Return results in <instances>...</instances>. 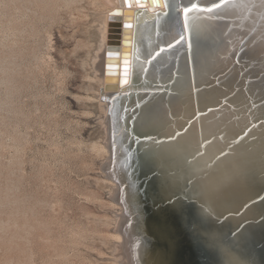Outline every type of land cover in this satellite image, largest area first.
I'll use <instances>...</instances> for the list:
<instances>
[{"label": "rangeland", "instance_id": "obj_1", "mask_svg": "<svg viewBox=\"0 0 264 264\" xmlns=\"http://www.w3.org/2000/svg\"><path fill=\"white\" fill-rule=\"evenodd\" d=\"M4 1L6 2L7 5L9 4L7 0H0V3L2 4V5H0V8L2 9V11L0 9V19L3 17L2 18L3 22H5V20L7 22V23L6 22L2 23V19L0 21V55H1V57L4 56V58L3 57L0 58V62H1L0 63V65H1L0 66V71H1V73H0V80H1L0 84H2V85H0V101H2V102H0V105H1L0 109L1 110L4 109L2 111L0 110V113H1L0 114V122L2 123V124L0 123L2 125V126L0 125V170H1L0 171V174H1L0 175V183H1L0 184V188H1L0 191L2 192V193L0 192V199H1L0 200V208L5 207L4 208L5 211H3V208H2L3 212L0 209V215H1L0 219L4 218V219H2V220H4L3 222L0 220V222H1L0 225L4 223L3 225L0 226V229L2 228L0 230V244H1L0 245V263H3L5 261L4 262L5 264H12V263L16 264V263H18L17 258H19V257H20L19 263H23V264H25V263L28 264L30 262H33V260H34L35 264H52V262H53V264H58L59 261H61L59 264H81V263L82 264H88V263L89 264H92V263L93 264H109V263L115 264V263H117L118 261L116 259V256L119 254V251L117 250V247H116L117 245H116V243H114L115 241L113 240V238L111 236L114 235V233H116V230H117V226H118V222H119V218H120L118 207H120V205H119V203H117V201L115 199V189H113V187L109 183L111 181L110 179H113L114 181H116V183L119 185L120 190L123 192V194L121 196V204L125 205V203H127V205L130 206V209L132 211V218H133L134 223H133V228L131 230L132 232L130 234L132 236H134V238L136 239L135 242H136V245L140 251L139 252L140 253V260H139V262H136L135 264H154L152 258L150 257V251H145V253H144L143 247H144L145 243H144L143 238L141 237V234L139 233V229L141 227H143L142 226L143 221L140 218V215L138 214V211L136 210L134 203L132 202L131 192H130L131 189L129 187V183L127 182V180L124 177V174H123L124 169L121 165L122 164L121 158H122V155L125 151V148L121 147V145L119 144V140L122 139V141L124 140L126 143L127 140H129L128 135H127L128 131L124 127L120 126L119 115L116 119V122L114 121V123H113V126H112L113 129L110 131L108 130L109 129L108 128V118L106 116H104V114H102L103 112L99 109V104H98V100H97L98 96H97V94L92 95L93 93H96L97 85L91 84L92 82H90L87 79L88 78L87 76H91V71H90V69H91L90 65L92 64L91 58L94 56V53H95L94 48H96L98 45L97 35L92 33L93 27H92L91 21L95 18L94 9H92L91 6H88L87 4H85L86 1L83 0V3H81V4L79 3V5H77L80 7L79 9L77 8V6H75L76 8L75 7L72 8L75 11V13H77L78 11L80 12L81 8H82V11L80 13L79 12L77 13L78 15L75 14L72 9L70 11L65 10L66 13H65L64 9H60L59 11L57 10V12L55 14V17H54L55 21H48L47 22V21H39L37 19V17L35 19V17L32 14L33 9H31V11H29V10L26 11V16H24L21 19V17L23 15H25L24 10L22 9V7H20L21 3H20V6L18 5L19 3H15L13 5L9 4L7 7V5L4 4L5 3ZM61 1H63V0H61ZM64 1H66V0H64ZM80 2H82V0ZM3 5H4V7H3ZM17 5H18L19 10L21 9V11L24 13H22V12L18 13L19 10L17 9ZM10 6L11 7L13 6V7L11 8ZM13 8H14V10H13ZM8 9H10L11 11ZM7 11H8V13H7ZM71 11H72V13H70ZM3 13L7 14V16L6 15L4 16ZM14 13H15V15H14ZM20 13H21V15H20ZM27 14H29V15H27ZM85 15H86V17H85ZM8 16H11V17H8ZM13 17H14V19H13ZM26 17H28V20ZM80 17H83V18L85 17V18L83 19ZM87 17L89 19H87ZM4 18H6V19H4ZM10 18L13 20H11ZM60 18H61V20H60ZM68 18H69V20H68ZM57 19L60 21L59 23H58ZM10 20L12 23L10 22ZM33 21L36 24H38V23H40V24L36 25ZM13 22H15V23H13ZM20 22H22V23H20ZM9 24L10 25L14 24V26L17 27V30H15V32L10 31L8 28L10 26ZM48 24H49V26H48ZM51 24H53V26ZM54 24L57 26H54ZM23 25H26V26H23ZM44 25H45V27H44ZM81 26H83V28H81ZM37 27L39 30H41L44 27L45 30L39 31L37 29ZM66 27H68V29ZM1 29H3V30H1ZM46 29L49 30L47 35H46V33H47ZM27 30H29V31L27 32ZM34 30H36V32L34 33L35 35H32ZM64 30H65V32H64ZM6 31L8 33H5ZM17 31H18V33H20V32L21 33L18 34ZM43 31H45V32H43ZM57 31H58V33H57ZM39 32H41L42 34ZM29 33H30V35H29ZM79 33H80V35H79ZM15 35L18 36V40L20 42L17 40V36H15ZM83 35H86V36H83ZM22 36H23V38H22ZM59 36H63V37L60 39ZM81 36H83V38ZM19 37H21V38H19ZM45 37H46V40H45ZM26 38L27 39L29 38V39L27 40ZM30 38H32V39H30ZM39 38L41 40H43L44 42L41 41ZM87 38L90 42L87 40ZM34 40H36V41H34ZM39 40H40V42H38ZM8 41H9V43H8ZM3 42H5V43H3ZM22 42L23 43L26 42L25 43L26 48L24 47V44H22ZM49 43H51V44H49ZM66 43H68V44H66ZM90 43H92V44H90ZM73 45L76 46V48ZM45 46H46V48L48 46L49 47L47 49H45ZM14 47H15V49H14ZM16 47L20 48V49L18 50ZM29 47L31 48V51L29 49L28 51H30V52L27 54V52H28L27 48H29ZM32 47L34 48V50H35V48L38 47L36 49L37 51L35 50V52H34ZM38 49H40V50H38ZM48 49H49V51H48ZM72 49H73V51H72ZM75 49H77V51ZM9 50H10V53H9ZM91 51H92V53H91ZM6 52H8V53H6ZM33 52L35 54H33ZM13 53L15 55H13ZM21 53L23 56L21 55ZM37 53H39V54H37ZM44 53H46L47 55ZM70 53L73 56H71ZM16 54H18V55H16ZM24 54H26L27 56L25 57ZM29 54H31V55L29 56ZM40 54H42V55H40ZM32 55L35 57L36 66L39 65L38 68L39 69L41 68L40 70L42 72H40V70L37 67H35L34 57H32ZM28 56L30 58H27ZM9 57H12L13 59L9 58ZM31 57L33 60L31 59ZM48 58H50V59H48ZM19 59L22 60V62L24 60V63L19 61ZM13 60H15V61H13ZM51 60H52V62H51ZM6 61H8V62H6ZM12 62L15 64H12ZM31 63H32V65H31ZM28 64H30V65H28ZM26 65H28V67ZM33 65H34V67H33ZM42 65H44V66H42ZM20 66H21V68H20ZM31 66H32V69H31ZM48 66H50V67H48ZM23 67H25V68H23ZM8 68H10V69H8ZM36 68H37V70H36ZM29 69H31V70H29ZM22 70H23V72H21ZM25 70H27V71L25 72ZM14 71H15V73H13ZM18 73H19V75H18ZM38 73H40V74L38 75ZM62 73H64V74H62ZM27 74H29L30 76ZM4 75H5L6 81L2 80V79H4ZM9 75H10V77H9ZM15 75H17V77ZM61 75L64 77V79ZM18 76H21V77L18 78ZM14 77H15V79H14ZM22 77H24V78H22ZM26 77H28V79H30V80L26 79ZM24 79H26V80H24ZM56 79H57V81H56ZM8 80H10V81H8ZM13 80H14V82H12ZM10 82H11V84H10ZM89 82H90V84H89ZM16 83H18V85ZM19 85L21 88L17 87ZM8 86L13 88L12 91L10 90L11 88H9ZM93 86H94V88H93ZM14 87L15 88L17 87L16 88L17 90ZM18 88H19V90H18ZM6 90L8 91V93ZM91 90H93V91H91ZM17 91H18V93L16 94L17 96H15V93ZM9 92L10 93L12 92V93L10 94ZM89 93H91V94L89 95ZM4 94H5V96L3 97L2 95H4ZM8 94L9 95L13 94L14 96L12 95V97L10 96V98L6 99L9 96ZM125 94L126 93L122 92L118 98L120 99L121 97L125 96ZM6 95H8V96H6ZM1 97H2V100H1ZM3 98H4V100H3ZM12 99H13V101H12ZM8 100H10V101H8ZM86 101H88V102H86ZM8 102H10L12 104L10 105ZM3 104L5 106L2 107ZM15 104H16V106H15ZM7 108H8V110H7ZM9 110H12V111H9ZM126 110H127V108H126ZM129 111H131V110L129 109ZM2 112L3 113L5 112V113L3 114ZM12 112L14 114L16 112L17 113L19 112L18 114L19 115L21 114V115L19 116L17 113H16L17 116L12 115L13 114ZM24 113H26V114L24 115ZM2 114H3V116H2ZM30 114H31V117H30ZM85 114H87V115L84 116ZM5 116H8V117H5ZM23 116H25V117H23ZM9 117H10V119H9ZM26 117L29 120H27V119L25 120ZM126 118L130 119V113H128V115H126ZM6 120H8V121H6ZM10 120H12V121L14 120L15 123L13 122L14 123L13 124L12 121H10ZM4 122L6 124H4ZM25 123H27V124H25ZM118 125H119V127H118ZM116 129H118V130L116 131ZM15 132H16V134H14ZM18 132H20L22 134V137L19 136L21 134ZM17 137H19V138L17 139ZM16 141H18V142L16 143ZM21 143L24 146L21 145ZM98 144H101V145L97 146ZM106 144H108V146L110 148L109 150H110V157L111 158H108L106 154L104 155V153L99 151V148L105 147ZM14 145H16V146L18 145V146L16 147ZM19 145H21V146L19 147ZM96 146L98 149L96 148ZM93 147H95V148H93ZM18 148H20V149L18 150ZM97 150H98V154L96 152ZM16 151H18L17 156H16ZM14 152H15V154H14ZM11 157H13V159ZM18 159L20 162H18ZM9 160H10V162H9ZM15 161L17 163H15ZM13 163L15 165H13ZM19 165H20V168H19ZM14 167L15 168L18 167V168H16L17 171H15ZM18 169H19V172H18ZM22 171H23V173H22ZM10 172L13 174L11 175ZM15 173H16V176L14 177L13 175H15ZM21 176L23 179L20 178ZM7 177H8V179H7ZM9 178H11V179H9ZM15 180H16V183H14ZM18 180L20 182V185L18 184L19 183ZM6 181L8 184H11V185H8L10 187L7 186ZM5 183H6V185H5ZM14 184H15V186H14ZM12 187L15 188L14 191H13ZM9 188H11V189H9ZM16 188L18 189V191ZM3 189H6V190H3ZM25 189H26V191H25ZM9 190H11V191H9ZM5 191H7L8 194H6ZM19 191L21 192V194ZM3 192H5V193H3ZM9 192L12 195H10ZM44 192H45V194H44ZM14 194H15V197H14ZM29 194H32V195H29ZM24 195H26V196H24ZM30 196L31 197L33 196L32 200H31ZM39 196L41 199L39 198ZM16 197L20 198V199L22 197V198H24L23 199L24 201L22 199L21 200L17 199ZM25 197H27V200L30 198L29 202L27 200H25L26 199ZM33 198H34V200H33ZM2 199H3V201H2ZM6 200H8V201H6ZM18 200H19V203H18ZM41 200H42V202L43 201L46 202L49 200L50 201L46 202V203L43 202V204H42ZM4 201H6V202H4ZM15 201H17V202H15ZM25 201L27 202V204L24 203ZM35 201L41 202V203L36 204ZM106 201H107V203H106ZM20 202H21V204H20ZM100 202H102V203H100ZM12 203H13V205H12ZM28 203H29V205H28ZM30 203H31V205H30ZM61 203H63V204H61ZM17 204H19L20 206L19 205L17 206ZM9 205H10V207H8ZM38 205H39V207H38ZM23 206H25V207H23ZM26 206L27 207L29 206L27 208V210H26ZM14 207L16 208V210L19 209L20 211L14 210L15 209ZM20 207H22V208L20 209ZM30 207L34 208V209L31 210ZM46 208H49V209H46ZM23 209H24V212L26 214L23 213ZM113 209H116V210L114 211ZM7 210H8V212H7ZM10 210H11V212H9ZM41 210L44 211V213L41 212ZM26 211H28V212H26ZM47 212L49 215L46 218ZM13 213H16V214H13ZM87 213H90V214H87ZM6 214H7V216H6ZM33 214H34V216H32ZM21 215H23L24 217ZM102 216H103V218H102ZM12 217H14V218H12ZM29 217L30 218L34 217V218L30 219ZM36 217L38 219H40L39 220L40 222L37 221L38 219ZM22 218H24V220ZM109 218H110V220H109ZM18 220H19V222H18ZM45 220H47V221H45ZM113 220H114V222H113ZM30 221H32V222L30 223ZM43 221L46 222V223H44L46 227L44 226ZM86 221H88V222H86ZM23 222H24V224H21ZM51 222H53V223H51ZM89 222H91V225ZM17 223H20V224H17ZM39 223L43 224V226L41 225L42 226L41 227L40 225H38ZM55 223L59 227H57ZM71 223H72V225H71ZM109 223H111V225ZM15 224H17V225H15ZM76 224L79 226L78 228H77V226L74 227ZM21 225H22V228L24 229L25 233L23 232ZM35 225H36V227H35ZM80 225L82 227H80ZM5 226H6V228H5ZM13 226H14V228H13ZM91 226L96 227V228H93ZM17 227H20V228H17ZM45 228L47 229V231ZM51 228L53 229V231ZM58 228L61 230V232H59L60 230H58ZM63 228H66V229L68 228L67 229L68 231L65 229L63 231ZM36 229L38 230V232H36L37 231ZM83 229H84V231H83ZM3 230H5V231H3ZM40 230L41 231L44 230V231L41 232ZM78 230H80V231H78ZM20 231L22 233H20ZM26 231L28 233H30V235H28V233ZM1 232H4V234H2V236H1ZM14 232L17 235V237L15 236V234L13 235ZM35 232H36V234H35ZM26 233L28 236L26 235ZM43 233H46V234L42 235ZM34 234L36 236H34ZM55 234H56V237H54ZM69 234H71V235H69ZM23 235H26L27 237L26 236L22 237ZM59 235L64 240L61 237H59ZM102 235L107 240L104 239ZM7 236H9V238H13V240L9 239ZM44 236H47L49 239L47 237H44ZM3 237H5V238H3ZM33 237H35V239H33ZM57 237H59V239L56 242ZM24 238H25V241L23 240ZM70 238L73 241H71ZM77 238H78L79 243L77 242ZM4 239H6V240H4ZM36 239H37V241H36ZM40 239H42V240H40ZM8 240H11V241L9 242ZM83 240H85V241L83 242ZM26 241L29 244H27ZM39 241H40V243H39ZM32 242H33V244H32ZM24 243L27 246L28 245L32 246L34 244L35 245L32 248L30 247L31 248V250H30L29 246L27 247ZM48 243H49V245H51L50 247H49ZM56 243L57 244L60 243V245H57ZM76 244H77V246H76ZM78 244L79 245L81 244V245L78 246ZM45 246H47L48 248ZM26 247L28 250L27 249L24 250ZM37 247H38V249H37ZM59 247H60V249H59ZM64 247H66L67 249ZM70 248L71 249L73 248L72 249L73 252L70 250ZM21 250H22V253L24 251H27L28 255L26 254V252H24L23 254L20 253ZM53 250H55V251L53 252ZM56 251L58 252V254L60 253V255L56 254L57 253ZM70 251L73 253V255ZM63 252H64V254H63ZM42 253H43V255H42ZM74 253H75V256H74ZM76 253H77V255H76ZM78 253L81 255H79ZM13 254H15V255H13ZM61 254H63L64 256L68 254L67 255L68 257L67 256L63 257V255H61ZM100 254H101V256H100ZM22 255H24V256H22ZM46 255H49L50 257L49 256L46 257ZM11 256L12 257L15 256V257L12 258ZM25 256H27V257H25ZM60 256H62V257H60ZM9 257H11V258H9ZM52 257H55V259H52ZM81 257H83V259ZM22 258L24 260H26V262L23 261ZM28 258H31L32 261ZM49 258H50V260H48ZM56 258H58V259H56ZM75 258H76V260H74ZM112 258H114V259H112ZM7 259L9 262L7 261ZM12 259H15V260H12ZM20 259H22V260H20ZM46 259H47V261H46ZM87 259H89V260H87ZM145 259L147 260V262ZM27 260L30 262H28ZM41 260H42V262H41ZM82 260H84V261H82ZM6 261L8 263H6ZM56 261H58V262H56ZM43 262H46V263H43ZM30 264H32V263H30Z\"/></svg>", "mask_w": 264, "mask_h": 264}, {"label": "bare ground", "instance_id": "obj_2", "mask_svg": "<svg viewBox=\"0 0 264 264\" xmlns=\"http://www.w3.org/2000/svg\"><path fill=\"white\" fill-rule=\"evenodd\" d=\"M8 3L10 5H13L15 3H19L18 5L21 6L22 9L25 12V15H23L21 17V19L26 16V11H31V9H33V16L37 17V19L39 21H55L54 17L55 14L57 12V10L59 11L60 9H64L65 10H71L73 7L79 5V3H83L80 2L81 0H66V1H61V0H7ZM88 6H91L92 9H94L95 11V18L91 21L92 23V33L97 35L98 38V45L95 49V53L94 56L91 58L92 59V64L91 66V76H87L86 78L92 82L91 84H96L97 85V90L96 93H93L92 95L97 94L98 96V104H99V109L103 112L102 114H104V116H106L108 118V130H112L113 129V123L114 121L116 122V119L119 115V122H122V125H125V121H126V115H128V112L126 110V108H129L128 105L130 104V101H132V99L136 100V104H140L142 103V101H140V97H142L145 93V90L148 89H152L153 86L155 85H159V86H164L165 88L174 91L172 96L167 95V97L165 98L164 102H163V110H162V114L159 115L158 117L154 118L151 122L150 125H152V128L154 131H163V132H168L169 129L171 128H175V127H183L186 124H189V127L187 129H189L187 131V135L186 136H178L175 139H172L173 141L170 140V142H166L164 141L163 143L159 144L160 148L159 150H162L163 153H165L167 156L169 155H174V154H179L181 153L183 150H185L186 148L183 146H186V143H188V141H190V145L193 147L194 145L196 146L197 144H199L200 142H205L209 139H213V141H207L205 144L207 145V148H216L217 150L220 149V152L223 153L224 151H230L229 155H225L226 157L223 156L222 160L217 159L216 160V164L215 167L221 168L223 171V173L220 174V176H218V179L216 178L215 180H213L210 183H207L204 185L203 187V198L204 200H208L209 199L213 202L211 204L212 209L214 208V210H220L223 208H226L228 210L234 209V207L236 208L237 205H234V200L235 196L237 197H241V201L242 203H244L243 199H245V201L250 197V195L254 194L256 192V190L262 186V183H264V161L262 159H264V138L261 136V134H257V133H253L252 131L249 130V128L247 130H243L242 128L244 126H247V124L245 122H241L240 124H237V120L234 119V117L231 116V120L227 119L229 114V111L233 110L234 105H241L242 102L245 103H251V101L253 100L252 97H254L255 95L260 94V89H256L253 87V83H250V80L252 81L253 78H257V79H263L264 78V0H253L255 1V6H253V10L252 12H256L255 13V18H253V16H244L242 15L243 12H248L249 9L248 7L250 6L249 4L252 3V0H230V2L218 9H214L211 12H205V11H190L189 15H191V21H190V26H191V31H192V35L195 37V44L196 47L194 49V52L191 55V60L189 62L188 65H186V68H178L175 71L174 75H170L167 77V79L165 78H154L152 77L151 73H149V71H147V67H148V61H149V48L151 47L150 43V36H151V27H150V23H147V21L152 18L155 14H165L168 8V4L166 3L165 0H161V5L157 6L153 0H139V3L137 2V0H85ZM180 5H185V4H193L195 3L197 6H199L198 8H207V7H211L212 3L211 0H180ZM252 1V2H251ZM5 2V1H4ZM6 4V2L4 3ZM8 4V5H9ZM0 5H2L0 3ZM7 5V4H6ZM7 5V7H8ZM17 5V9L19 10ZM142 5V6H141ZM202 6V7H200ZM4 7V5H3ZM11 7V6H10ZM13 7V6H12ZM11 7V8H12ZM76 8V7H75ZM77 8L79 9L80 7L77 6ZM1 9V8H0ZM4 9V8H3ZM203 9V8H202ZM10 10V9H8ZM14 10V8H13ZM12 10V11H13ZM73 10V9H72ZM77 10V9H76ZM2 11V9H1ZM11 11V10H10ZM9 11V12H10ZM17 11V10H16ZM74 11V10H73ZM82 11V8H81ZM80 11V12H81ZM22 12L21 9L18 11ZM22 12V13H24ZM63 12V11H62ZM68 12V11H67ZM77 12V11H76ZM79 12V11H78ZM77 12V13H78ZM79 12V13H80ZM84 12V11H83ZM90 12V11H89ZM92 12V11H91ZM8 13V11H7ZM13 13V12H12ZM28 13V12H27ZM66 13V11H65ZM69 13V12H68ZM72 13V11L70 12ZM75 13V11H74ZM75 13V14H77ZM181 14H183V11H180ZM2 14V13H1ZM82 14V13H81ZM88 14V13H87ZM254 14V13H253ZM3 15L7 16V14ZM2 15V16H3ZM15 15V13H14ZM13 15V16H14ZM17 15V14H16ZM21 15V13H20ZM29 15V14H27ZM58 15V14H57ZM68 15V14H67ZM78 15V14H77ZM80 15V14H79ZM83 15V14H82ZM19 16V15H18ZM81 16V15H80ZM238 16H242V21L239 22V18ZM258 16V17H257ZM11 17V16H8ZM20 17V16H19ZM32 17V16H31ZM86 17V15H85ZM84 17V18H85ZM3 18V17H2ZM1 18V19H2ZM18 18V17H17ZM28 20V17H26ZM83 18V17H80ZM79 18V19H80ZM83 18V19H84ZM238 18V19H236ZM258 19H260L257 22V26L256 29L257 31H255L252 36L250 35V37L248 36V38L246 40H240V35L247 31L248 27H251V25H253L255 23V21ZM0 19V21H1ZM6 19V18H4ZM11 19V18H10ZM14 19V17H13ZM11 19V20H13ZM54 19V20H53ZM59 19V18H58ZM57 19L58 23L60 22ZM67 19V18H66ZM87 19H89L87 17ZM241 19V17H240ZM9 20V19H8ZM7 20V21H8ZM10 20V22H11ZM19 20V19H18ZM24 20V19H23ZM32 20V19H31ZM61 20V18H60ZM69 20V18H68ZM181 20H182V24H183V29H184V16H181ZM26 21V20H25ZM30 21V20H29ZM36 21V20H35ZM76 21V20H75ZM6 22V20H5ZM3 22L2 19V23ZM18 22V21H17ZM24 22V21H23ZM34 22V21H33ZM86 22V21H85ZM7 23V22H6ZM9 23V22H8ZM12 23V22H11ZM15 23V22H13ZM22 23V22H20ZM26 23V22H25ZM24 23V24H25ZM28 23V22H27ZM35 23V22H34ZM57 23V22H56ZM79 23V22H78ZM81 23V22H80ZM84 23V22H83ZM17 24V23H16ZM15 24V25H16ZM29 24V23H28ZM36 24V23H35ZM40 24V23H38ZM36 24V25H38ZM125 24H131V28H126ZM3 25V24H2ZM10 25V24H9ZM22 25V24H21ZM53 26V24H51ZM59 25V24H58ZM69 25V24H68ZM81 25V24H80ZM7 26V25H6ZM26 26V25H23ZM32 26V25H31ZM41 26V25H40ZM47 26V25H46ZM49 26V24H48ZM54 26H57L54 24ZM5 27V26H4ZM3 27V28H4ZM34 27V26H33ZM45 27V25H44ZM44 27L41 30H45ZM51 27V26H50ZM49 27V28H50ZM59 27V26H58ZM61 27V26H60ZM10 31H14L17 30V27L14 26V24H11L9 27ZM68 29V27H66ZM76 28V27H75ZM81 28H83V26H81ZM80 28V29H81ZM5 29V28H4ZM24 29V28H23ZM28 29V28H27ZM31 29V28H30ZM38 29V27H37ZM57 29V28H56ZM3 30V29H1ZM39 30V29H38ZM37 30V31H38ZM39 30V31H41ZM52 30V29H51ZM63 30V29H62ZM66 30V29H65ZM64 30V32H65ZM71 30V29H70ZM75 30V29H74ZM73 30V31H74ZM9 31V32H10ZM23 31V30H22ZM29 30H27L28 32ZM48 34V29H46ZM67 31V30H66ZM83 31V30H82ZM85 31V30H84ZM36 32V30H34L32 35H35L34 33ZM45 32V31H43ZM72 32V31H71ZM185 32V30H184ZM5 33H8L7 31ZM11 33V32H10ZM18 33V31H17ZM21 33V32H20ZM18 33V34H20ZM41 33V32H39ZM38 33V34H39ZM58 33V31H57ZM61 33V32H60ZM67 33V32H66ZM82 33V32H81ZM87 33V32H86ZM17 34V35H18ZM42 34V33H41ZM50 34V33H49ZM83 34V33H82ZM85 34V33H84ZM15 35V36H17ZM23 35V34H22ZM30 35V33H29ZM58 35V34H57ZM73 35V34H72ZM80 35V33H79ZM150 35V36H149ZM165 35L164 40H167V33L163 34ZM9 36V35H8ZM14 36V37H15ZM19 36V35H18ZM18 36H17V40H18ZM37 36V35H36ZM40 36V35H39ZM52 36V35H51ZM86 36V35H83ZM83 36H81L83 38ZM6 37V36H5ZM4 37V38H5ZM28 37V36H27ZM31 37V36H30ZM34 37V36H33ZM32 37V38H33ZM50 37V36H49ZM48 37V38H49ZM60 39L63 36H59ZM66 37V36H65ZM186 37V36H185ZM12 38V37H11ZM21 38V37H19ZM23 38V36H22ZM30 38V39H32ZM70 38V37H69ZM74 38V37H73ZM89 38V37H88ZM87 38V40H88ZM13 39V38H12ZM16 39V38H15ZM25 39V38H24ZM27 39V38H26ZM29 39V38H28ZM27 39V40H28ZM37 39V38H36ZM40 39V38H39ZM64 39V38H63ZM5 40V39H4ZM16 40V41H17ZM38 40V39H37ZM41 40V39H40ZM40 40L38 42H40ZM46 40V37H45ZM48 40V39H47ZM65 40V39H64ZM70 40V39H69ZM68 40V41H69ZM138 40H140V43H143L144 46H147L146 48H141V49H137L136 45L138 44ZM6 41V40H5ZM12 41V40H11ZM15 41V42H16ZM19 41V40H18ZM23 41V40H22ZM26 41V40H25ZM31 41V40H30ZM36 41V40H34ZM43 41V40H41ZM50 41V40H49ZM61 41V40H60ZM89 41V40H88ZM14 42V41H13ZM20 42V41H19ZM44 42V41H43ZM63 42V41H62ZM90 42V41H89ZM5 43V42H3ZM9 43V41H8ZM25 43L26 42H22V44H24L25 47ZM29 43V42H28ZM48 43V42H47ZM64 43V42H63ZM31 44V43H30ZM37 44V43H36ZM39 44V43H38ZM46 44V43H45ZM51 44V43H49ZM68 44V43H66ZM92 44V43H90ZM94 44V43H93ZM33 45V44H32ZM18 46V45H17ZM20 46V45H19ZM22 46V45H21ZM35 46V45H34ZM50 46V45H49ZM48 46V47H49ZM74 46V45H73ZM79 46V45H78ZM13 47V46H12ZM11 47V48H12ZM39 47V46H38ZM37 47V48H38ZM47 47V48H48ZM76 48V46H74ZM133 47L136 48L135 50V54H133ZM17 48V47H16ZM26 48V47H25ZM33 48V47H32ZM35 48V50L37 49ZM45 46V49H47ZM79 48V47H78ZM84 48V47H83ZM9 49V48H8ZM13 49V48H12ZM11 49V50H12ZM15 49V47H14ZM18 50L20 48H17ZM16 49V50H17ZM31 48H27V51ZM2 50V49H1ZM24 50V49H23ZM34 50V48H33ZM34 50V52H35ZM40 50V49H38ZM77 51V49H75ZM74 50V51H75ZM4 51V50H3ZM6 51V50H5ZM14 51V50H13ZM12 51V52H13ZM26 51V50H25ZM28 51L27 54L30 52ZM37 51V50H36ZM43 51V50H42ZM47 51V50H46ZM49 51V49H48ZM47 51V52H48ZM52 51V50H51ZM66 51V50H65ZM71 51V50H70ZM69 51V52H70ZM73 51V49H72ZM113 52L114 55L112 57L109 56V52ZM2 52V51H1ZM33 52V54H35ZM67 52V51H66ZM4 53V52H3ZM8 53V52H6ZM10 53V50H9ZM17 53V52H16ZM42 53V52H41ZM49 53V52H48ZM92 53V51H91ZM121 53H124L121 56ZM19 54V53H18ZM16 54V55H18ZM39 54V53H37ZM46 54V53H44ZM50 54V53H49ZM90 54V53H89ZM88 54V55H89ZM134 56H133V55ZM6 55V54H5ZM9 55V54H8ZM13 55H15L13 53ZM22 55V53H21ZM31 54H29L30 56ZM42 55V54H40ZM47 55V54H46ZM67 55V54H66ZM71 55V53H70ZM12 56V55H11ZM23 56V55H22ZM24 56L26 57L27 55L24 54ZM27 58H30V57ZM36 56V55H35ZM49 56V55H48ZM73 56V55H71ZM262 56V60L263 61H259L260 57ZM4 58V56H2ZM0 55V58H2ZM16 57V56H15ZM14 57V58H15ZM32 57H34L32 55ZM31 57V59H32ZM47 57V56H46ZM50 57V56H49ZM12 58V57H9ZM19 58V57H18ZM17 58V59H18ZM22 58V57H21ZM66 58V57H65ZM68 58V57H67ZM70 58V57H69ZM7 59V58H6ZM13 59V58H12ZM24 59V58H23ZM26 59V58H25ZM50 59V58H48ZM3 60V59H2ZM8 60V59H7ZM10 60V59H9ZM33 60V59H32ZM39 60V59H38ZM45 60V59H44ZM125 60H127V64H125ZM15 61V60H13ZM18 61V60H17ZM19 61L22 62V60L19 59ZM37 61V60H36ZM91 61V60H90ZM8 62V61H6ZM5 62V63H6ZM20 62V63H21ZM29 62V61H28ZM27 62V63H28ZM31 62V61H30ZM41 62V61H40ZM52 62V60H51ZM234 62V63H232ZM1 63V62H0ZM3 63V62H2ZM10 63V62H9ZM8 63V64H9ZM24 63V60L23 62ZM26 63V64H27ZM34 63H35V57H34ZM44 63V62H43ZM42 63V64H43ZM47 63V62H46ZM7 64V63H6ZM5 64V65H6ZM12 64H15L12 62ZM17 64V63H16ZM19 64V63H18ZM45 64V63H44ZM90 64V63H89ZM30 65V64H28ZM28 65H26L28 67ZM32 65V63H31ZM1 66V65H0ZM8 66V65H7ZM12 66V65H11ZM10 66V67H11ZM18 66V65H17ZM22 66V65H21ZM20 66V68H21ZM39 66V65H38ZM38 66H36L35 63V67L38 68ZM44 66V65H42ZM6 67V66H5ZM9 67V66H8ZM34 67V65H33ZM50 67V66H48ZM25 68V67H23ZM36 68V70H37ZM6 69V68H5ZM10 69V68H8ZM13 69V68H12ZM16 69V68H15ZM14 69V70H15ZM32 69V66H31ZM29 69V70H31ZM39 69V68H38ZM41 69V68H40ZM39 69V70H40ZM47 69V68H46ZM17 70V69H16ZM21 70V69H20ZM35 70V71H36ZM128 72H127V71ZM6 71V70H5ZM27 70H25L26 72ZM65 71V70H64ZM87 71V70H86ZM89 71V72H90ZM18 72V71H17ZM23 72V70L21 71ZM24 72V73H25ZM38 72V71H37ZM40 72H42L40 70ZM1 73V71H0ZM8 73V72H7ZM15 73V71L13 72ZM12 73V74H13ZM20 73V72H19ZM18 73V75H19ZM126 73L128 76H126ZM40 73H38L39 75ZM64 74V73H62ZM67 74V73H66ZM90 74V73H89ZM29 75V74H27ZM14 76V75H13ZM17 77V75H15ZM30 76V75H29ZM62 76V75H61ZM68 76V75H67ZM86 76V75H85ZM84 76V77H85ZM8 77V76H7ZM10 77V75H9ZM21 76H18V78ZM34 77V76H33ZM57 77V76H56ZM60 77V76H59ZM63 77V76H62ZM24 78V77H22ZM36 78V77H35ZM66 78V77H65ZM2 79V78H1ZM7 79V78H6ZM13 79V78H12ZM15 79V77H14ZM26 79H28V77H26ZM24 79V80H26ZM64 79V77H63ZM62 79V80H63ZM67 79V78H66ZM65 79V80H66ZM86 79V80H87ZM127 79V83H122L123 80ZM5 80V75H4V79ZM30 80V79H28ZM36 80V79H35ZM87 80V81H88ZM1 81V80H0ZM6 81V80H5ZM10 81V80H8ZM57 81V79H56ZM14 82V80L12 81ZM19 82V81H18ZM89 82V84H90ZM238 82H242L244 83V86L240 89L236 88V84ZM2 83V82H1ZM5 83V82H4ZM3 83V84H4ZM7 83V82H6ZM24 83V82H23ZM184 83V85H183ZM11 84V82H10ZM18 85V83H16ZM15 84V85H16ZM88 84V85H89ZM205 84H208V88H205ZM2 85V84H0ZM7 85V84H6ZM21 85V84H20ZM17 86V87H20ZM87 85V86H88ZM11 86V85H10ZM3 87V86H2ZM1 87V88H2ZM9 87V86H8ZM13 87V86H12ZM16 87V88H17ZM11 88V87H9ZM15 88V87H14ZM15 88V89H16ZM21 88V87H20ZM94 88V86H93ZM13 88H11L10 90L12 91ZM14 89V90H15ZM92 89V88H91ZM17 90V89H16ZM19 90V88H18ZM251 91L252 93H254V96H250L247 94V91ZM4 91V90H3ZM7 91V90H6ZM93 91V90H91ZM230 91V92H229ZM95 92V91H94ZM124 92L126 93L125 96L121 97L120 99L118 98L119 95ZM8 93V91H7ZM10 93V92H9ZM12 93V92H11ZM10 93V94H11ZM18 93V91L15 93V96H17L16 94ZM6 94V93H5ZM2 95L3 97L5 96ZM91 93H89L90 95ZM9 95V94H8ZM6 95V96H8ZM13 95V94H12ZM12 95H9L6 99L10 98V96L12 97ZM148 95H153V93H148ZM14 96V95H13ZM50 96V95H49ZM228 96V97H226ZM230 96V97H229ZM15 98V97H14ZM87 98V97H86ZM90 98V97H89ZM91 99V98H90ZM2 100V97H1ZM4 100V98H3ZM11 100V99H10ZM8 100V101H10ZM85 100V99H84ZM95 100V99H94ZM93 100V101H94ZM227 100V101H225ZM233 101V106L231 104H228V102ZM6 101V100H5ZM13 101V99H12ZM11 101V102H12ZM242 101V102H241ZM2 102V101H0ZM88 102V101H86ZM4 103V102H3ZM10 105L12 103L8 102ZM7 103V104H8ZM14 103V102H13ZM217 103H220L222 105V107H218V108H214L215 105ZM88 104V103H87ZM1 106V105H0ZM5 106L4 104L2 105V107ZM14 106V105H13ZM16 106V104H15ZM14 106V107H15ZM9 107V106H8ZM5 108V107H4ZM16 108V107H15ZM12 109V108H11ZM1 110V109H0ZM4 110V109H2ZM1 110V111H2ZM8 110V108H7ZM12 111V110H9ZM120 111V112H119ZM198 111H203L204 114L202 115H198ZM6 112V111H5ZM4 112V113H5ZM8 112V111H7ZM3 113V112H2ZM3 113V114H4ZM11 113V112H10ZM13 113V112H12ZM17 113V112H16ZM16 113L12 114V115H16ZM19 113V112H18ZM17 113V114H18ZM22 113V112H21ZM87 113V112H86ZM101 113V112H100ZM119 113V114H118ZM1 114V113H0ZM2 114V116H3ZM26 113H24L25 115ZM8 115V114H7ZM19 115V114H18ZM21 115V114H20ZM19 115V116H20ZM23 115V114H22ZM87 114H85L84 116H86ZM89 115V114H88ZM17 116V115H16ZM197 116V117H196ZM234 116V115H233ZM8 117V116H5ZM25 117V116H23ZM31 117V114H30ZM230 117V116H229ZM29 118V117H28ZM5 119V118H4ZM10 119V117H9ZM8 119V120H9ZM20 119V118H19ZM27 119V117L25 118V120ZM3 120V119H2ZM6 120V121H8ZM18 120V119H17ZM16 120V121H17ZM24 120V119H23ZM22 120V121H23ZM29 120V119H27ZM236 120V121H235ZM12 121V120H10ZM14 122V120L12 121V123ZM1 123V122H0ZM15 123V122H14ZM13 123V124H14ZM18 123V122H17ZM2 124V123H1ZM0 124V125H1ZM4 124H6L4 122ZM27 124V123H25ZM17 125V124H16ZM15 125V126H16ZM2 126V125H1ZM4 126V125H3ZM18 126V125H17ZM122 127V126H121ZM125 127V126H124ZM3 128V127H2ZM5 128V127H4ZM159 128V130H158ZM20 133V132H18ZM16 134V132L14 133ZM13 134V135H14ZM21 134V133H20ZM22 137V134L19 135ZM20 137V138H21ZM19 137H17L18 139ZM23 139V138H22ZM25 139V138H24ZM18 141H16L17 143ZM199 142V143H198ZM95 144V143H94ZM97 144V143H96ZM21 145H23L21 143ZM19 145V147L21 146ZM101 144H98L97 146H99ZM188 145V144H187ZM211 145V147H210ZM16 146V145H14ZM18 146V145H17ZM16 146V147H17ZM24 146V145H23ZM26 146V145H25ZM96 146V148H97ZM203 145H201L200 147L202 148ZM79 147V146H78ZM204 147V146H203ZM205 147V148H206ZM15 148V147H14ZM22 148V147H21ZM95 148V147H93ZM16 149V148H15ZM20 148H18L19 150ZM98 149V148H97ZM109 146L108 144H106L105 147H100L99 151H101L102 153H104V155L106 154L108 158L110 157V150H109ZM94 150V149H93ZM15 151V150H14ZM98 154V150L96 151ZM225 152V153H226ZM18 151H16V156H17ZM15 154V152H14ZM101 154V153H100ZM22 155V154H21ZM14 156V155H13ZM22 157V156H21ZM13 159V157H11ZM18 158V157H17ZM16 158V159H17ZM20 158V157H19ZM11 160V159H10ZM9 160V162H10ZM12 161V160H11ZM22 161V160H21ZM18 162L19 159H18ZM15 163H17L15 161ZM24 163V162H23ZM240 163V168L244 169L239 171L238 174H235L234 177H232V181L229 178H226L227 175H225V172L228 174L229 173V169L233 166V164H237ZM7 164V163H6ZM2 165V164H1ZM4 165V164H3ZM10 165V164H9ZM13 165H15L13 163ZM21 165V164H20ZM19 165V168H20ZM122 165V164H121ZM23 166V165H22ZM5 167V166H4ZM123 167V166H122ZM15 168V167H14ZM18 168V167H16ZM15 168V171H17ZM13 169V168H12ZM14 170V169H13ZM12 170V171H13ZM240 170V169H239ZM1 171V170H0ZM7 172V171H6ZM19 172V169H18ZM11 173V172H10ZM23 173V171H22ZM3 174V173H2ZM13 173H11L12 175ZM1 175V174H0ZM10 175V176H11ZM14 177L16 176L13 175ZM23 176V175H22ZM22 176L20 178H22ZM3 178V177H2ZM1 178V179H2ZM224 178V179H223ZM251 178V182L249 181V179ZM8 179V177H7ZM11 179V178H9ZM13 179V178H12ZM16 179V178H15ZM18 179V178H17ZM23 179V178H22ZM126 179V178H125ZM223 179V180H222ZM111 181L109 182L111 184V186L113 187V189H115V199L117 201V203H119L120 207L119 208V222H118V226H117V230L116 233H114V235H112L111 237L113 238V240L115 241L114 243H116V247L117 250L119 251V254L116 256L117 259V263L115 264H135L136 262H139L140 260V251L139 248L136 245V239L134 238V236H132L130 233L132 232V228H133V218H132V211L130 209V206L127 205V203H125V205L121 204V196L123 194V192L120 190L119 185L116 183V181H114L113 179H110ZM22 181V180H21ZM107 181V180H106ZM14 182V181H13ZM19 182V180H18ZM7 183V181H6ZM5 183V185H6ZM10 183V182H9ZM16 183V180L15 182ZM105 183V182H104ZM218 183V184H216ZM1 184V183H0ZM20 185V182L18 183ZM11 185L7 183V186ZM6 186V187H7ZM15 186V184H14ZM5 187V188H6ZM10 187V186H8ZM13 188V187H12ZM11 189V188H9ZM15 188H13L14 191ZM17 189V188H16ZM1 190V188H0ZM6 190V189H3ZM227 190H229V192H226ZM11 191V190H9ZM18 191V189H17ZM16 191V192H17ZM21 191V190H20ZM19 191V192H20ZM26 191V189H25ZM240 191V196L237 195L238 192ZM1 192V191H0ZM6 194L7 191H5ZM3 192V193H5ZM58 192V191H57ZM114 192V191H113ZM2 193V192H1ZM10 193V192H9ZM13 193V192H12ZM18 193V192H17ZM24 193V192H23ZM21 194V192H20ZM39 194V193H38ZM45 194V192H44ZM47 194V193H46ZM2 195V194H1ZM5 195V194H4ZM10 195H12L10 193ZM17 195V194H16ZM32 195V194H29ZM249 197H248V196ZM18 196V195H17ZM22 196V195H21ZM26 196V195H24ZM42 196V195H41ZM45 196V195H44ZM50 196V195H49ZM55 196V195H54ZM88 196V195H87ZM90 196V195H89ZM244 196V197H243ZM9 197V196H8ZM15 197V194H14ZM13 197V198H14ZM20 197V196H19ZM29 197V196H28ZM31 197V196H30ZM33 197V196H32ZM31 197V200H32ZM48 197V196H47ZM10 198V197H9ZM17 198V197H16ZM27 200V197H25ZM40 198V196H39ZM38 198V199H39ZM90 198V197H89ZM11 199V198H10ZM20 199V198H17ZM16 199V200H17ZM21 199L23 200L24 198L21 197ZM20 199V200H21ZM41 199V198H40ZM50 199V198H49ZM99 199V198H98ZM1 200V199H0ZM15 200V199H14ZM30 198L27 200L29 202ZM34 200V198H33ZM3 201V199H2ZM8 201V200H6ZM4 201V202H6ZM12 201V200H11ZM24 201V200H23ZM37 201V200H36ZM35 201V202H36ZM39 201V200H38ZM50 201V200H49ZM46 201V202H49ZM52 201V200H51ZM92 201V200H91ZM94 201V200H93ZM102 201V200H101ZM215 201H217L219 204L218 206L215 205ZM13 202V201H12ZM17 202V201H15ZM22 202V201H21ZM20 202V204H21ZM42 202V200H41ZM41 202H36V204H40ZM45 202V201H43ZM42 202V204H43ZM45 202V203H46ZM11 203V202H10ZM14 203V202H13ZM12 203V205H13ZM19 203V200H18ZM25 204H27V202H24ZM64 203V202H63ZM61 203V204H63ZM102 203V202H100ZM107 203V201H106ZM7 204V203H6ZM5 204V205H6ZM16 204V203H15ZM23 204V203H22ZM34 204V203H33ZM48 204V203H47ZM65 204V203H64ZM11 205V206H12ZM19 204H17L18 206ZM24 205V204H23ZM29 205V203H28ZM31 205V203H30ZM50 205V204H49ZM102 205V204H101ZM111 205V204H110ZM240 205V204H239ZM7 206V205H6ZM20 206V205H19ZM36 206V205H35ZM42 206V205H41ZM40 206V207H41ZM10 207V205L8 206ZM7 207V208H8ZM16 207V206H15ZM14 207V208H15ZM25 207V206H23ZM29 207V206H28ZM26 206V210L28 208ZM33 207V206H32ZM37 207V206H36ZM39 207V205H38ZM3 208V207H2ZM2 208L1 211H2ZM5 208V207H4ZM3 208V211H5V209ZM12 208V207H11ZM10 208V209H11ZM17 208V207H16ZM16 208L14 210H16ZM22 207H20L21 209ZM31 208V207H30ZM66 208V207H65ZM115 208V207H114ZM25 209V208H24ZM23 209V213L24 212ZM34 208H31V210ZM45 209V208H44ZM49 209V208H46ZM9 210V209H8ZM7 210V212H8ZM19 210V209H17ZM16 210V211H17ZM30 210V211H31ZM114 211L116 209H113ZM2 211V212H3ZM20 211V210H19ZM22 211V210H21ZM29 211V210H28ZM26 211V212H28ZM36 211V210H35ZM6 212V213H7ZM11 212V210L9 211ZM14 212V211H13ZM41 212L44 213V211L41 210ZM87 212V211H86ZM218 212V211H215ZM5 213V212H4ZM18 213V212H17ZM40 213V212H39ZM9 214V213H8ZM16 214V213H13ZM12 214V215H13ZM22 214V213H21ZM26 214V213H25ZM24 214V215H25ZM42 214V213H41ZM90 214V213H87ZM4 215V214H3ZM28 215V214H27ZM48 212L46 214V218L48 216ZM1 216V215H0ZM5 216V215H4ZM7 216V214H6ZM14 216V215H13ZM23 216V215H21ZM34 216V214L32 215ZM31 216V217H32ZM39 216V215H38ZM88 216V215H87ZM24 217V216H23ZM51 217V216H50ZM49 217V218H50ZM95 217V216H94ZM108 217V216H107ZM106 217V218H107ZM7 218V217H6ZM14 218V217H12ZM16 218V217H15ZM19 218V217H18ZM30 218V217H29ZM34 218V217H33ZM30 218V219H33ZM37 218V217H36ZM35 218V219H36ZM103 218V216H102ZM116 218V217H115ZM4 219V218H2ZM0 219L2 222L4 220ZM10 219V218H9ZM17 219V218H16ZM24 220V218H22ZM28 219V218H27ZM38 219V218H37ZM36 219V220H37ZM67 219V218H66ZM65 219V220H66ZM105 219V218H104ZM108 219V218H107ZM106 219V220H107ZM15 220V219H14ZM22 220V221H23ZM40 219H38L37 221H39ZM44 220V219H43ZM50 220V219H49ZM48 220V221H49ZM110 220V218H109ZM237 220V219H235ZM28 221V220H27ZM35 221V220H34ZM47 221V220H45ZM52 221V220H51ZM55 221V220H54ZM63 221V220H62ZM108 221V220H107ZM19 222V220H18ZM29 222V221H28ZM32 221H30L31 223ZM40 222V221H39ZM88 222V221H86ZM111 222V221H110ZM114 222V220H113ZM1 223V222H0ZM9 223V222H8ZM12 223V222H11ZM35 223V222H34ZM46 223L43 221V224ZM53 223V222H51ZM69 223V222H68ZM91 225V222H89ZM4 224V223H3ZM1 224V225H3ZM20 224V223H17ZM15 224V225H17ZM21 224H24L21 223ZM29 224V223H28ZM27 224V225H28ZM43 224L39 223L38 225H42ZM56 224V223H55ZM60 224V223H59ZM62 224V223H61ZM70 224V223H69ZM75 224V223H74ZM78 224V223H77ZM75 225L74 227L77 226V228L79 227L78 225ZM86 224V223H85ZM111 225V223H109ZM0 225V226H1ZM12 225V224H11ZM31 225V224H30ZM49 225V224H48ZM54 225V224H53ZM68 225V224H67ZM72 225V223H71ZM70 225V226H71ZM89 225V224H88ZM234 225V224H233ZM233 225H229L230 227ZM9 226V225H8ZM7 226V227H8ZM41 226V227H42ZM45 226V224H44ZM55 226V225H54ZM57 226V224H56ZM55 226V227H56ZM62 226V225H61ZM69 226V227H70ZM84 226V225H83ZM87 226V225H86ZM108 226V225H107ZM143 226V225H142ZM3 227V226H2ZM34 227V226H33ZM36 227V225H35ZM46 227V226H45ZM59 227V226H57ZM56 227V228H57ZM80 227H82L80 225ZM85 227V226H84ZM88 227V226H87ZM90 227V226H89ZM93 227V226H91ZM221 227V225H220ZM6 228V226H5ZM14 228V226H13ZM20 228V227H17ZM22 228V225H21ZM27 228V227H26ZM40 228V227H39ZM71 228V227H70ZM96 228V227H93ZM110 228V227H109ZM2 229V228H1ZM0 229V230H1ZM46 229V228H45ZM52 229V228H51ZM50 229V230H51ZM67 230L66 228H63V231ZM72 229V228H71ZM89 229V228H88ZM23 232L25 233L24 229L22 228ZM37 230V229H36ZM58 230H60L58 228ZM82 230V229H81ZM93 230V229H92ZM99 230V229H98ZM103 230V229H102ZM5 231V230H3ZM41 231V230H40ZM44 231V230H42ZM41 231V232H42ZM47 231V229H46ZM53 231V229H52ZM56 231V230H55ZM68 231V230H67ZM80 231V230H78ZM84 231V229H83ZM87 231V230H86ZM216 234H219V229L212 231L215 232ZM27 232V231H26ZM34 232V231H33ZM38 232V230L36 231ZM35 232V234H36ZM51 232V231H50ZM61 232V230L59 231ZM70 232V231H69ZM9 233V232H8ZM20 233H22L20 231ZM28 233V232H27ZM26 233V235H27ZM57 233V232H56ZM64 233V232H63ZM81 233V232H80ZM86 233V232H85ZM84 233V234H85ZM88 233V232H87ZM90 233V232H89ZM101 233V232H100ZM129 233V234H128ZM139 233L141 234V237L144 240V253L145 251H150L147 243H146V237H145V230H144V226L141 227L139 229ZM2 234H4V232H1V236ZM11 234V233H10ZM15 234V232L13 233V235ZM19 234V233H18ZM33 234V233H32ZM34 234V236H36ZM46 233H43L42 235H44ZM54 234V233H53ZM66 234V233H65ZM95 234V233H94ZM107 234V233H106ZM111 234V233H110ZM238 234V232H237ZM6 235V234H5ZM21 235V234H20ZM23 235L22 237L26 236ZM28 235H30V233H28ZM27 235V236H28ZM51 235V234H50ZM71 235V234H69ZM92 235V234H91ZM4 236V235H3ZM15 236L17 237V235L15 234ZM26 236V237H27ZM33 236V235H32ZM49 236V235H48ZM85 236V235H84ZM99 236V235H98ZM103 236V235H102ZM106 236V235H105ZM9 238V236H7ZM14 237V236H13ZM15 237V238H16ZM41 237V236H40ZM47 237V236H44ZM53 237V236H52ZM54 237H56V234L54 235ZM59 237H61L59 235ZM59 237H57L56 242L58 241ZM64 237V236H63ZM68 237V236H67ZM100 237V236H99ZM110 237V238H111ZM242 237H245V232H240L237 235V238L241 239ZM5 238V237H3ZM31 238V237H30ZM48 238V237H47ZM62 238V237H61ZM82 238V237H81ZM101 238V237H100ZM104 238V236H103ZM109 238V239H110ZM12 239L13 238H9ZM20 239V238H19ZM18 239V240H19ZM33 239H35V237H33ZM44 239V238H43ZM49 239V238H48ZM52 239V238H51ZM56 239V238H55ZM63 239V238H62ZM85 239V238H84ZM106 239V238H104ZM6 240V239H4ZM17 240V241H18ZM25 241V238L23 239ZM42 240V239H40ZM64 240V239H63ZM62 240V241H63ZM71 240V238H70ZM107 240V239H106ZM111 240V239H110ZM3 241V240H2ZM9 242L11 240H8ZM29 241V240H28ZM35 241V240H34ZM37 241V239H36ZM48 241V240H47ZM67 241V240H66ZM73 241V240H71ZM75 241V240H74ZM85 240H83L84 242ZM109 241V240H108ZM6 242V241H5ZM27 242V241H26ZM45 242V241H44ZM50 242V241H49ZM77 242H78V238H77ZM112 242V241H111ZM8 243V242H7ZM6 243V244H7ZM31 243V242H30ZM35 243V242H34ZM40 243V241H39ZM38 243V244H39ZM61 243V242H60ZM57 244V245H60ZM63 243V242H62ZM65 243V242H64ZM70 243V242H69ZM79 243V242H78ZM82 243V242H81ZM11 244V243H10ZM25 244V243H24ZM27 244H29L27 242ZM33 244V242H32ZM37 244V243H36ZM55 244V245H56ZM68 244V243H67ZM73 244V243H72ZM84 244V243H83ZM1 245V244H0ZM26 245V244H25ZM35 245V244H34ZM29 246V248L33 247ZM42 245V244H41ZM49 245V243H48ZM81 245V244H80ZM78 244V246H80ZM27 246V245H26ZM27 246V247H28ZM43 246V245H42ZM51 245H49L50 247ZM75 246V245H74ZM77 246V244H76ZM27 247L24 249L26 250ZM47 247V246H45ZM57 247V246H56ZM68 247V246H67ZM30 248V250H31ZM48 248V247H47ZM46 248V249H47ZM53 248V247H52ZM66 248V247H64ZM74 248V247H73ZM72 248V249H73ZM79 248V247H78ZM15 249V248H14ZM23 249V248H22ZM35 249V248H34ZM38 249V247H37ZM56 249V248H55ZM60 249V247H59ZM67 249V248H66ZM72 249L70 248V250L72 251ZM97 249V248H96ZM20 250V249H19ZM28 250V249H27ZM33 250V249H32ZM40 250V249H39ZM51 250V249H50ZM64 250V249H63ZM112 250V249H111ZM36 251V250H35ZM55 250H53L54 252ZM62 251V250H61ZM67 251V250H66ZM65 251V252H66ZM69 251V250H68ZM70 251V252H71ZM97 251V250H96ZM10 252V251H9ZM13 252V251H12ZM15 252V251H14ZM26 254L28 253L27 251ZM23 252V253H24ZM42 252V251H41ZM49 252V251H48ZM52 252V253H53ZM57 252V251H56ZM73 252V251H72ZM71 252V253H72ZM113 252V251H112ZM22 253V250L21 252ZM22 253V254H23ZM50 253V252H49ZM48 253V254H49ZM67 253V252H66ZM80 253V252H79ZM78 253V254H79ZM98 253V252H97ZM100 253V252H99ZM5 254V253H4ZM8 254V253H7ZM46 254V253H45ZM44 254V255H45ZM58 254V252L56 253ZM64 254V252H63ZM61 254V255H63ZM113 254V253H112ZM11 255V254H10ZM15 255V254H13ZM19 255V254H18ZM17 255V256H18ZM25 255V254H24ZM22 255V256H24ZM28 255V254H27ZM41 255V254H40ZM43 255V253H42ZM50 255V254H49ZM49 255H46L49 256ZM60 255V253L58 254ZM68 255V254H67ZM67 255H63V257H66ZM73 255V253H72ZM71 255V256H72ZM77 255V253H76ZM81 255V254H79ZM78 255V256H79ZM104 255V254H103ZM107 255V254H106ZM114 255V254H113ZM6 256V255H5ZM4 256V257H5ZM36 256V255H35ZM51 256V255H50ZM49 256V257H50ZM75 256V253H74ZM101 256V254H100ZM108 256V255H107ZM12 257V256H11ZM9 257V258H11ZM15 257V256H14ZM12 257V258H14ZM27 257V256H25ZM24 257V258H25ZM40 257V256H39ZM58 257V256H57ZM62 257V256H60ZM68 257V256H67ZM80 257V256H79ZM110 257V256H109ZM113 257V256H112ZM20 258V257H19ZM19 258L18 259V263L16 264H23V263H19ZM83 259V257H81ZM108 258V257H107ZM23 259V258H22ZM20 259V260H22ZM31 260V258H28ZM41 259V258H40ZM52 259H55V257H52ZM58 259V258H56ZM64 259V258H63ZM68 259V258H67ZM66 259V260H67ZM86 259V258H85ZM114 259V258H112ZM15 260V259H12ZM38 260V259H37ZM36 260V261H37ZM50 260V258L48 259ZM76 260V258L74 259ZM80 260V259H79ZM89 260V259H87ZM108 260V259H107ZM146 260V259H145ZM2 261V260H1ZM8 261V259H7ZM6 261V263H8ZM23 261L26 262V260L23 259ZM22 261V262H23ZM28 261V260H27ZM32 261V260H31ZM35 261V262H36ZM47 261V259H46ZM59 261V260H58ZM56 261V262H58ZM84 261V260H82ZM5 262V261H4ZM3 262V263H4ZM11 262V261H10ZM13 262V261H12ZM24 262V263H25ZM30 262V261H28ZM42 262V260H41ZM51 262V261H50ZM61 261H59L60 263ZM64 262V261H63ZM77 262V261H76ZM79 262V261H78ZM87 262V261H86ZM112 262V261H111ZM147 262V260H146ZM0 263V264H3ZM15 263V262H14ZM32 264L33 262H30ZM28 263V264H30ZM46 263V262H43ZM55 263V262H54ZM58 263V264H59ZM67 263V262H66ZM80 263V262H79ZM84 263V262H83ZM91 263V262H90ZM5 264V263H4ZM13 264V263H12ZM27 264V263H25ZM53 264V262H52ZM82 264V263H81ZM89 264V263H88ZM93 264V263H92ZM111 264V263H109Z\"/></svg>", "mask_w": 264, "mask_h": 264}, {"label": "water", "instance_id": "obj_3", "mask_svg": "<svg viewBox=\"0 0 264 264\" xmlns=\"http://www.w3.org/2000/svg\"><path fill=\"white\" fill-rule=\"evenodd\" d=\"M165 1L168 4L166 13L155 14L147 21L151 27L147 71L154 78L167 79L178 68H186L192 61L191 55L196 44L190 26L191 15L188 13L185 17L184 13V8H191L192 4L180 5V0ZM153 2L157 6L161 5V0ZM211 3H219V0H211ZM249 5V11L242 15L255 18L256 12H252L255 1ZM240 17L239 22L242 21ZM259 20L257 18L240 35L241 41L257 31ZM165 33L167 40H164ZM146 47L138 40L137 49ZM136 48L133 47V54ZM259 59L263 61L262 56ZM250 83L260 89V94L255 95L249 90L248 95H255L251 103L244 104L241 101V105L235 106L232 100L228 102L234 107L227 119L231 120L232 116L237 124L245 122L247 126L243 130L249 128L264 138V78H253ZM204 86L208 88V84ZM243 86L242 82L236 84L237 89ZM144 93L140 97L142 103L136 104L135 99L130 101L127 108V111L131 110L128 112L130 119H126L125 127L119 122L128 131L129 139L126 143L121 139L119 144L125 148L121 158L123 174L131 189L132 202L143 221L146 243L154 264H264V183L250 197L247 195L249 198L246 201L243 199L244 203L239 201L241 197L234 195L236 208L212 209L214 201L204 200L203 187L223 173L221 168L215 167L216 160H222L230 151L221 153L220 149L212 148L211 145V148H207L205 143L213 141L209 139L193 147L188 141L181 153L167 156L159 150V144L173 141L181 135L186 136L189 124L171 128L167 133L151 129L150 122L162 114L165 98L167 95L172 96L174 91L155 85ZM218 107L222 105L217 103L214 108ZM202 114L203 111H198L197 116ZM201 145L204 147L201 148ZM240 167V163L233 164L229 173L225 172L226 178L232 181L235 174L244 170ZM239 193L237 195L240 196ZM218 204L215 201V205ZM217 229L219 234L216 231L212 233ZM243 231L245 237L237 238Z\"/></svg>", "mask_w": 264, "mask_h": 264}, {"label": "snow or ice", "instance_id": "obj_4", "mask_svg": "<svg viewBox=\"0 0 264 264\" xmlns=\"http://www.w3.org/2000/svg\"><path fill=\"white\" fill-rule=\"evenodd\" d=\"M137 2L139 3V0H137ZM230 2V0H219V3H213L211 7H207V8H198L197 5L195 3L192 4L191 8H188V7H185L184 8V13H185V17H187V14L190 12V11H205V12H211L213 11L214 9H218L226 4H228ZM142 6V5H141ZM125 27L126 28H131V24H125ZM114 55L113 52H109V56L112 57ZM125 64H127V60L124 61ZM127 74V73H126ZM122 83H127V79L123 80Z\"/></svg>", "mask_w": 264, "mask_h": 264}]
</instances>
